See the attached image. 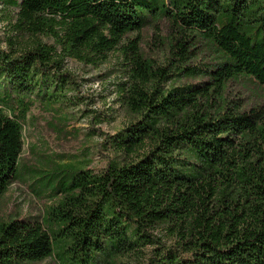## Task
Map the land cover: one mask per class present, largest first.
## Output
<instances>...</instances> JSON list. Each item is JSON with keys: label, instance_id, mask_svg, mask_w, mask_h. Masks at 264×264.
Here are the masks:
<instances>
[{"label": "trees", "instance_id": "trees-1", "mask_svg": "<svg viewBox=\"0 0 264 264\" xmlns=\"http://www.w3.org/2000/svg\"><path fill=\"white\" fill-rule=\"evenodd\" d=\"M0 1L17 7V31L54 38L21 51L11 38L0 45V88L16 92L0 94V197L16 179L28 94L49 81L65 88L66 56L98 65L121 49L127 71L117 92L132 121L114 132L112 147L130 157L98 173L78 168L76 193L53 206L70 260L118 264L153 243L151 264H264V97L241 102L227 89L253 83L264 93V0ZM162 21L174 32L165 66L144 57L137 37L121 43ZM157 227L172 245L151 233ZM51 252L44 221L0 225V264L41 262Z\"/></svg>", "mask_w": 264, "mask_h": 264}, {"label": "rangeland", "instance_id": "rangeland-1", "mask_svg": "<svg viewBox=\"0 0 264 264\" xmlns=\"http://www.w3.org/2000/svg\"><path fill=\"white\" fill-rule=\"evenodd\" d=\"M17 7L0 1V41L5 48L11 38L14 49H27L38 41L54 45L52 35L32 34L15 28ZM138 38V47L154 66H165L174 57V32L166 21L156 27L130 32L122 40ZM120 47V45H119ZM57 50L60 46L57 45ZM201 60L209 61L208 55ZM121 49L107 54L104 62L94 65L66 56L60 67L66 87L49 81L48 89L28 94L30 105L22 123V151L16 168V179L0 197V225L14 219L33 218L44 221L50 235L51 255L41 262L25 264H78L69 258L71 239L61 234L64 227L54 205L71 198L76 191L71 184L78 168L101 172L111 160L129 158L112 147L114 132L132 121L122 106L117 84L125 79L127 66ZM188 65H196L193 59ZM2 87V86H0ZM228 97L241 102H260L264 93L252 83L250 88L236 82L228 84ZM16 92L11 85L0 88V94ZM0 96V97H1ZM252 101V102H251ZM13 104H6V113ZM18 115L19 111L16 109ZM134 155V154H132ZM166 245L174 238L163 227L151 231ZM157 244L139 246L117 258L118 264H151ZM98 264V263H92Z\"/></svg>", "mask_w": 264, "mask_h": 264}]
</instances>
